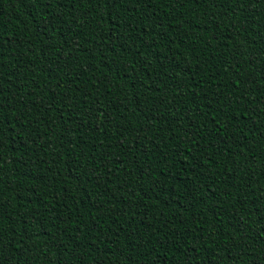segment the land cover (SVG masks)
<instances>
[{"label": "trees", "instance_id": "obj_1", "mask_svg": "<svg viewBox=\"0 0 264 264\" xmlns=\"http://www.w3.org/2000/svg\"><path fill=\"white\" fill-rule=\"evenodd\" d=\"M0 264H264V0H0Z\"/></svg>", "mask_w": 264, "mask_h": 264}, {"label": "snow or ice", "instance_id": "obj_2", "mask_svg": "<svg viewBox=\"0 0 264 264\" xmlns=\"http://www.w3.org/2000/svg\"><path fill=\"white\" fill-rule=\"evenodd\" d=\"M257 2H258V0H257Z\"/></svg>", "mask_w": 264, "mask_h": 264}]
</instances>
